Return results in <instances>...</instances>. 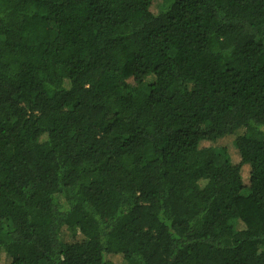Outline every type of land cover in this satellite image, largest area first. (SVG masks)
<instances>
[{
  "label": "trees",
  "instance_id": "16d2710c",
  "mask_svg": "<svg viewBox=\"0 0 264 264\" xmlns=\"http://www.w3.org/2000/svg\"><path fill=\"white\" fill-rule=\"evenodd\" d=\"M152 1L0 0V264H264V0Z\"/></svg>",
  "mask_w": 264,
  "mask_h": 264
},
{
  "label": "rangeland",
  "instance_id": "374dc122",
  "mask_svg": "<svg viewBox=\"0 0 264 264\" xmlns=\"http://www.w3.org/2000/svg\"><path fill=\"white\" fill-rule=\"evenodd\" d=\"M160 1L161 0H153L152 1V3H151V5H150V10L152 11V12H157L158 11V9H159V3H160ZM217 161H219V160H217Z\"/></svg>",
  "mask_w": 264,
  "mask_h": 264
}]
</instances>
